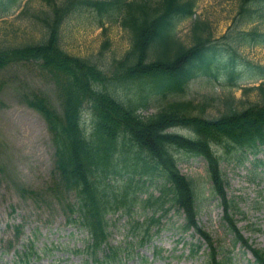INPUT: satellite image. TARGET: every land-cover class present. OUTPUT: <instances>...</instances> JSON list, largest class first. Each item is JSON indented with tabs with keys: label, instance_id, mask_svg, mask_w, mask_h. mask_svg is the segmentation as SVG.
Here are the masks:
<instances>
[{
	"label": "trees",
	"instance_id": "trees-1",
	"mask_svg": "<svg viewBox=\"0 0 264 264\" xmlns=\"http://www.w3.org/2000/svg\"><path fill=\"white\" fill-rule=\"evenodd\" d=\"M41 1L49 6V13L37 16L48 29L47 36L23 48L1 49L0 70L12 62L37 60L51 74L55 85L61 86L62 113L48 108L42 98L37 104L50 134L59 191H76L81 198L79 210L101 221L107 189L111 187L107 179L162 175L172 185L171 201L185 213L188 228L195 225L196 201L203 194L198 192L194 180L179 175L174 153L203 154L210 163L208 180L213 182V192L225 206L224 219L231 230L235 229L227 211L229 202L221 174L208 151L210 141L225 138L230 117L208 123L187 115L185 111L190 104L175 100L167 101L152 115L138 113L147 107L151 96L159 95L165 100L168 94L181 92L190 77L209 74L213 61L224 57L213 48H205L211 34L205 32L206 25L197 24L189 47L171 35L173 23L189 12L188 4L182 0ZM84 9L110 15L130 35L129 49L113 64L112 76L104 75L100 65L90 59L69 55L60 45L62 21ZM230 60H234L232 56ZM84 110L91 118L87 125L81 118ZM233 114L241 115L247 124L264 126V108L244 107ZM254 116L257 119L251 120ZM172 127L188 129L199 139L196 142L165 132ZM255 139L264 141V134L249 137L251 142ZM233 140H238L237 135ZM236 237L241 239L239 235ZM253 251L258 261L264 263V253ZM210 261L221 264L215 259L214 249Z\"/></svg>",
	"mask_w": 264,
	"mask_h": 264
},
{
	"label": "rangeland",
	"instance_id": "rangeland-1",
	"mask_svg": "<svg viewBox=\"0 0 264 264\" xmlns=\"http://www.w3.org/2000/svg\"><path fill=\"white\" fill-rule=\"evenodd\" d=\"M16 1L12 0L11 5ZM197 2V11L202 12L204 17L212 22L215 38L230 32L233 23L238 24L235 0H197ZM40 3L39 0H20L15 6L6 9L7 14H0V49L34 42L44 35V31L30 17L32 14H39L41 10H47L46 6ZM95 24V17L88 12L70 16L61 31V44L64 50L75 56L97 58L104 41L108 40L106 46L108 49L103 52L105 56L103 60L109 62L113 58H120L129 47L128 35L115 23H106V34H101V29ZM188 25V21H185L177 29V35L181 40L189 33ZM258 26L263 29L260 24ZM241 55L256 64H264V48L243 49ZM39 70L37 64L19 63L0 72V87L2 86L0 91V251L6 241L14 238L8 223H25L23 240L14 241L15 246L24 242L37 222L52 223V231L55 230L56 234H58L57 230L61 235L67 232L62 224L63 212L53 196L50 197L51 201L45 197L47 201L44 200V203L42 199H21L17 191L23 186L50 194L56 193L55 183H52V151L44 121L25 105L22 95V91L43 90L52 105L57 107L54 89L48 84L47 76ZM199 85L202 86L200 80L190 83L183 98L194 100L198 109H204L201 107V104L206 102L203 101V96L208 95L209 92H218L208 90L209 86L199 89ZM247 98L252 102L263 100L257 92L249 93ZM153 106L155 105L151 104L149 108ZM150 112L151 110H148L144 114ZM200 162L181 161L178 166L181 173L186 176L201 177L198 178L201 182L204 179V166ZM223 171L228 181L227 195L229 198H234L243 213L240 216L245 217L244 220H240L239 215L236 217L239 219L238 226L244 238L254 247L264 248V174L259 173V168L249 172L250 165L247 162L243 165L224 164ZM154 194L158 195L156 192ZM38 205H42L41 208ZM201 205L198 222L211 233L221 253H229L232 256L230 264H253L250 253L240 251L239 247L230 251L229 235L220 234L221 212L215 201H204ZM120 213L121 210L112 215L115 226H120L127 220V217L121 216ZM179 223L180 219L171 211L162 219L164 228L153 236L151 244L137 249L139 255L147 256L148 260L142 261L138 256L128 264H205L203 254L205 246H202L199 254L192 256L188 250V243H194L195 240L189 235L184 240L180 239L182 235L175 229ZM54 237L56 235H53V239ZM116 238L113 236V239ZM8 242L4 244L0 262H9L12 259L10 253L12 250H5ZM184 242L186 246H183ZM153 246L163 250L159 254L161 257L152 258ZM175 252L179 255L183 253L181 259L170 258ZM74 259L78 260L77 257ZM50 262L51 259L45 258L40 261L42 264Z\"/></svg>",
	"mask_w": 264,
	"mask_h": 264
}]
</instances>
